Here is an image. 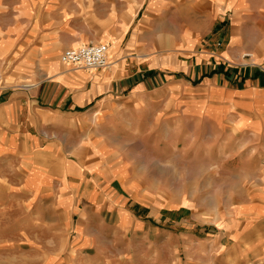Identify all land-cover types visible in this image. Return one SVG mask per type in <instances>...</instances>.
<instances>
[{"label":"crops","instance_id":"0c3cea01","mask_svg":"<svg viewBox=\"0 0 264 264\" xmlns=\"http://www.w3.org/2000/svg\"><path fill=\"white\" fill-rule=\"evenodd\" d=\"M10 1L0 0V70L12 67L0 80V163L32 200L79 217L80 243L135 237L117 247L129 258L101 264H133L141 247L139 261L166 264L181 239L190 264H209V229L235 237L240 220L258 225L264 264V0H64L57 13L49 0ZM97 43L109 46L105 69L59 59ZM228 149L261 185L242 190L235 214L208 223L194 202L165 213L161 170L181 163L218 179ZM187 222L195 232L167 229Z\"/></svg>","mask_w":264,"mask_h":264},{"label":"rangeland","instance_id":"374dc122","mask_svg":"<svg viewBox=\"0 0 264 264\" xmlns=\"http://www.w3.org/2000/svg\"><path fill=\"white\" fill-rule=\"evenodd\" d=\"M8 3L12 4L10 0ZM63 3L64 0H49L47 7L53 8L57 13ZM98 14L101 16L106 14L104 5L99 7ZM56 15L59 17L58 14ZM66 49L68 48L62 50L59 59ZM10 68L6 66V69L0 70V80L8 77V73L12 74ZM16 70L20 73L18 69ZM20 78L22 77H17L16 81L10 83L14 90L21 87ZM4 83L8 85L6 80ZM237 155L232 149L225 152L226 162L219 176L216 175V167L212 168L214 172H211L218 177V179L213 177V180L209 179L210 176L204 180L201 176L202 171L196 170L195 167L194 171H189L187 166L181 163H178L175 169L161 170L162 184L155 187H160L159 190L164 193V198L167 200L162 201L163 208H166L165 213H168V208L194 202L196 207H205L210 212V215L203 220L208 223H215L220 215L224 217L234 215L235 209L243 198H246L242 190L261 186L257 184L258 182H254L257 181L256 179H249L236 170L241 165ZM6 166V163H0V264H101L104 259L129 258L127 251H118L117 247L124 241L128 243L135 241V237L129 236V241L123 238L119 242L114 240L113 244H109L104 238H96V242L80 243L74 230L79 217H74L70 224L65 216L51 206L50 200L39 198L33 201L23 189V176L19 175V171L14 167L6 168ZM193 179H201V181ZM193 195L195 199L187 198ZM245 217L242 215L241 219ZM242 222L243 220H240L236 223L234 231L238 230L240 235L237 232L235 237L230 234L233 230H231L232 226L217 224L218 228L212 226L209 229L208 234L212 235L210 237L213 243V254L209 264H259L260 258L255 257L257 253L255 239L259 227L250 223L242 226ZM167 229L179 235L186 231L195 232L188 222L184 225L172 224ZM176 245L179 257H167L166 264H190L187 260L186 240L181 239ZM145 251H148L147 247L136 248L130 252L133 264H164L160 258L157 262L147 259L139 261V253Z\"/></svg>","mask_w":264,"mask_h":264},{"label":"built area","instance_id":"2783aa9c","mask_svg":"<svg viewBox=\"0 0 264 264\" xmlns=\"http://www.w3.org/2000/svg\"><path fill=\"white\" fill-rule=\"evenodd\" d=\"M109 46L104 43L89 44L79 49H68L61 56V62L90 70L105 69L109 66ZM248 58V56H246Z\"/></svg>","mask_w":264,"mask_h":264}]
</instances>
